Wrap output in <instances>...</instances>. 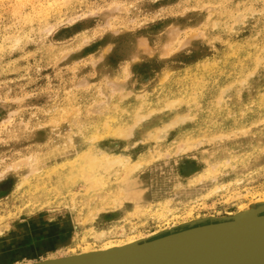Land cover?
<instances>
[{"label": "rangeland", "instance_id": "obj_1", "mask_svg": "<svg viewBox=\"0 0 264 264\" xmlns=\"http://www.w3.org/2000/svg\"><path fill=\"white\" fill-rule=\"evenodd\" d=\"M136 93L171 102L178 123L125 115L113 126L126 135L95 138ZM159 130L153 149L146 133ZM85 148L139 159V207L99 210L85 182L43 177ZM262 197L264 0H0V264L155 237Z\"/></svg>", "mask_w": 264, "mask_h": 264}, {"label": "bare ground", "instance_id": "obj_2", "mask_svg": "<svg viewBox=\"0 0 264 264\" xmlns=\"http://www.w3.org/2000/svg\"><path fill=\"white\" fill-rule=\"evenodd\" d=\"M189 99H192V97H190ZM170 103L171 102L169 101H162L161 98L144 99L142 98V96L138 95V93L133 94V97L131 98L129 105H118L115 111L113 110L111 114L101 116L99 125L101 124L102 128L99 127L95 128L92 131V135L98 139L107 136L116 137V136H121L123 134L126 135L125 133H127L129 129L127 130L126 128H120V126H113V123H116L119 120H124L125 115H128V121L133 123L132 126L140 125L139 123L141 119H145L151 114L153 115H151L150 116L151 118L148 120L153 121L157 116L156 113H159L160 120L162 122L169 121L168 122L169 124L167 123L165 127H168L170 125H175L176 123H178L177 121L179 117L177 118L174 117L176 111H173ZM166 108L167 110H165ZM63 113L66 112L63 111ZM162 131L159 130V131H153L152 133L151 132L146 133L147 137L145 141L149 145H152L151 147L153 149H155L156 146H158L160 142L163 140V138L161 137L162 135L160 134V132ZM189 133H192V131L185 133L179 131L178 136L180 135L185 136L186 134ZM74 157L76 158V159L74 158L75 159L74 161H69V159H67L65 162L47 168L46 172L44 173L45 176L43 177L53 178L55 176L56 180L54 187L57 188L58 190H60L62 187L67 190L78 181L85 182L87 192H85V197L83 199L87 201L90 200L93 201L95 199H98L99 203H102L101 207L98 208L99 210L104 211L120 206L122 204L121 199H123L124 197L128 200L133 201L134 207L136 206L139 207V204L141 203L140 202L141 190H139V192L137 191V193L140 194L139 196H137L138 194L133 190L134 186H132L128 182L131 181L129 180V177L135 172H137L139 167L141 166L139 159L137 160L131 159L129 155L122 156L120 152H108L100 148L95 150L92 148H87V149L85 148L82 152H77L76 156ZM224 162H228V161L227 160L221 161L222 164ZM119 175H121L122 177L120 180L119 179L116 181L110 180ZM105 181L109 182L110 184L112 183L114 186L113 188L109 189L110 195H108L106 202L104 200L105 198L103 199L100 196L97 197V190L98 192H101L100 191L101 188L105 187L104 185V183H106ZM42 187L43 185L40 184V181L34 182V188L41 189ZM95 188H97L95 193L90 196V191L95 190ZM257 203L259 205L264 206V197H262V199H259ZM114 204H117L118 206L117 205L113 206ZM160 212L161 211H159V213ZM98 234L99 236L104 235L103 232H101V234L98 232ZM99 236L97 235V237L96 236L95 237L98 238ZM95 237L93 238L95 239ZM149 238L132 237L129 238L128 240H125L124 242H119L116 244L111 243L109 245L104 244L105 245L104 247L96 250L86 248L84 251L81 250L82 252L80 253L73 254L70 256L68 255L66 257L68 258V257L79 256L91 252L117 249L127 245L139 243ZM53 259H60V257ZM49 260L51 259L48 260L46 259L44 261H49ZM214 264H264V259L259 257V255H256L251 252L237 251L226 255L225 257H223Z\"/></svg>", "mask_w": 264, "mask_h": 264}, {"label": "water", "instance_id": "obj_3", "mask_svg": "<svg viewBox=\"0 0 264 264\" xmlns=\"http://www.w3.org/2000/svg\"><path fill=\"white\" fill-rule=\"evenodd\" d=\"M237 251L264 259V206L184 223L121 248L32 264H214Z\"/></svg>", "mask_w": 264, "mask_h": 264}]
</instances>
